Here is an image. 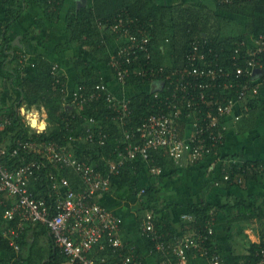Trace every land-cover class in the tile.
<instances>
[{"label":"built area","instance_id":"1","mask_svg":"<svg viewBox=\"0 0 264 264\" xmlns=\"http://www.w3.org/2000/svg\"><path fill=\"white\" fill-rule=\"evenodd\" d=\"M105 28L121 42L109 63L115 77L125 86L135 76L150 86L153 101L149 113L132 125L135 111L131 99L119 100L112 93L105 95L113 114L109 119L121 128L122 135L116 139L117 159L100 169L90 157H79L72 148L83 137L90 144H107L111 133L97 127L93 117H85L88 123L81 134L71 122L76 120V115L70 114L66 121L71 132L64 142L32 138L16 141L11 149L2 141L13 121L0 110V206L5 207V221H17L16 226H8L0 233V240L7 239L17 254L28 226H44L54 246L70 264H96L91 252L104 242L115 251L122 249L119 236L122 220L99 201L100 196L111 192L112 177L119 175L127 164L139 162L156 173L160 170L153 157L156 151H162L176 164L188 160L192 166L197 165L224 143L222 122L226 118L238 119L240 110L248 109L250 96H256L264 88L263 34L253 43L240 41L234 50L232 70L213 67V62L202 52L207 40H193L186 65L180 70L154 63L152 37L132 18H117ZM84 90L74 94V104L80 106L95 99L105 87L99 83L92 93L86 94ZM48 166L55 168L47 172L48 196L37 197L31 189L32 183ZM66 170L73 171L79 181L72 182L66 177L63 174ZM210 215L214 217L215 213L211 211ZM183 218L195 220L192 215ZM212 220H207L204 229L188 230L174 244L165 245L166 242H160L163 237L156 231L153 215L149 214L144 233L156 244V249L176 254L180 262L187 261L188 253L195 250L206 256L209 264H223L221 254L212 252L208 245L215 232ZM256 244L255 260L248 264H264V228ZM164 261L163 264H174L170 259ZM123 264L141 263L130 254L123 257Z\"/></svg>","mask_w":264,"mask_h":264},{"label":"crops","instance_id":"2","mask_svg":"<svg viewBox=\"0 0 264 264\" xmlns=\"http://www.w3.org/2000/svg\"><path fill=\"white\" fill-rule=\"evenodd\" d=\"M154 1L159 5L170 6L206 2L210 10L213 8L211 0ZM85 6L93 8V0H66L59 14V19L54 18L53 20H48L43 8L38 6L34 0H31L24 16L13 24L9 33L14 49L20 54L19 60H17L13 66H19V68L25 70V73L33 80L36 70L34 68L36 61L39 58L49 61L53 65L51 72L53 85L63 93L62 96L64 100L62 105L64 108L68 109V112L72 114L75 113L77 118L80 117V113L84 111L85 107H88L89 104L100 99L104 101L105 109L109 110V103L105 96L108 93H112L117 99L122 100L132 99L143 93V91L150 92L149 85H140L139 87L123 85L115 77V73L108 62L98 61L93 54L87 50V47L84 48L77 43L73 45V43H75L74 41L72 42L73 34L66 29L67 15L73 9L79 10ZM6 15L7 13L5 10H3V12L0 10L1 19H4ZM117 16L118 18L123 17L122 15ZM232 18L234 22L230 24V26L238 27L233 35L247 31V24L250 23L251 20H248L245 16L234 13L232 14ZM37 21H42L43 25L41 23L42 26L38 27ZM98 24V27L101 29L100 31L103 32V37L107 39L110 45L111 55L121 42L111 34L108 28L101 26L100 22H98ZM254 39L255 38L252 36H249V38L242 40L253 43ZM69 44H72V46L68 47ZM152 54L154 59L153 50ZM157 59L161 62L159 66H165L168 64L167 60H171L167 52ZM76 60L87 61L97 68L103 77V81L100 83L104 84L105 87V91H103L101 95L80 106L73 103V96L78 92L76 85L84 81V75L78 71L74 65V61ZM12 88V83L0 72V110L5 109L6 111L13 105L14 95ZM94 89L95 87L91 89L87 88L84 91H86V94H89L92 93ZM260 91L263 109L257 116L255 127L242 131V127H248L242 122L245 110L243 112L240 110L238 119L226 118L222 122L225 135L224 143L218 148L216 153L210 156V158L192 166L189 164L188 160H183L181 164H176L165 153L160 152L165 161L162 166L157 164L154 159L156 165L160 168L156 173H152L150 168L147 167V164L144 165L141 163L144 170L139 172L138 176L135 178L138 189H141L138 195H134L129 189L119 191L115 189L99 197V201L102 205L109 208L122 220L119 236L123 242V248L119 251H115L113 248H110L106 242L97 245L91 252L92 257L95 258L97 262L96 264H123V257L126 255L129 256L130 254L135 255L141 264L165 263L163 259L158 260L156 255L158 253L171 252H168V250L164 252L163 250L156 249L155 243L154 248L149 249V243L146 239H150L151 241L152 239L147 233H144V226L146 224L147 215L149 214L153 215V223L156 228L154 213L147 210V204L144 203L146 199L144 196L145 191L143 192V190L151 187L156 191L154 205L163 210L159 214V219L162 218L173 228L170 233L165 235L169 236L172 234L178 237L169 241L161 238L160 242H166L165 245H168L167 242H169L171 245L183 235L182 222L187 221L183 216L192 215L188 212L189 206L198 204L212 205L213 208L210 209V212L213 211L218 217L215 230L224 264L247 263L250 243H257L259 241L263 227L259 226V219H253L235 224L234 229H229L228 211L225 207L227 205H235V207H237L236 204H238V201L254 200L258 205H262L264 208V178L247 181L245 174L241 173V175L237 174L235 180H233L229 172L236 163L240 166H244L243 164L246 161L264 160V88L262 87ZM35 109L39 110L40 113H46L47 121H44L43 127L33 125L34 123L29 122L31 116L30 111L33 110V113L37 114L34 111ZM21 114L24 121L29 124L35 133L48 131L50 126L53 129L56 125L58 126L61 121L52 123L48 107H46L44 102L33 105L32 107L27 106L22 110ZM96 115L87 114L82 117V122H79L77 118L71 122L75 123L76 131L83 133L88 123L85 117H93L95 121H97V127L101 126L103 130L111 133V137L109 136L107 144L104 146L99 145L98 142H96V144H90L85 141L82 136L83 138L78 139V141L72 145V148L76 154L77 147L81 145L91 147L93 154H91L88 159L97 164L100 169H105V166L117 159L116 139L121 137L122 131L118 125L114 124L109 119V117L113 115L112 111L109 115L104 117L105 119L98 118V115ZM27 117L29 118L28 121ZM67 118L68 117H63L64 123ZM66 124H68V121H66ZM111 125L114 127L112 128ZM129 126L131 125L129 124ZM69 131L71 132V130ZM70 132L63 138H67ZM233 156L236 157V163L232 158ZM11 165L13 167V164ZM136 166L139 167V164ZM261 170H264V167L263 169L261 168ZM226 177H228V179ZM75 181H79L78 177ZM38 184L37 181H34L32 186L37 188ZM8 201L10 202V200ZM238 210L239 208H236L234 213L236 214ZM192 216L195 217L194 215ZM7 223V221L0 217V233L6 230ZM29 227L30 226L26 227V229ZM240 228L244 230L243 234H239ZM156 231L158 234L161 233L157 228ZM230 232H233L235 236L233 239L228 237ZM26 241L27 244L22 247L18 254L15 253L14 250L12 253L5 251L2 257L5 260L11 259L9 262L10 264H70L67 258L55 260L54 255L56 254V249L52 243L49 232L44 226L30 228L27 233ZM9 246L12 248L10 243ZM175 264L182 263L178 261Z\"/></svg>","mask_w":264,"mask_h":264},{"label":"trees","instance_id":"3","mask_svg":"<svg viewBox=\"0 0 264 264\" xmlns=\"http://www.w3.org/2000/svg\"><path fill=\"white\" fill-rule=\"evenodd\" d=\"M34 1L38 6L43 8L48 20H53L54 18L59 19V14L63 9L66 0ZM211 1L213 8L210 10L208 3L206 2L170 6L159 5L154 0H93V8L85 6L79 10L73 9L68 13L66 29L73 34L72 42H75L73 45H76L77 43L84 48L87 47V50L91 52L98 61L110 63L112 61L110 45L107 39L103 37V32L100 31L101 29L98 27V22H100L101 26H108L114 23L118 18L117 15H122L123 17L130 16L137 25L142 27L152 37V50L154 53V61L157 65H161L159 64L161 62L158 61L157 58L163 56L164 47L168 46L170 48L168 55H170L171 60L170 63L165 65V67L168 69L181 70L186 65V58L191 48V42L193 40H207L208 43L202 50V52L206 54L207 60L213 62V67L218 65L224 67L226 70H232L234 66V61L232 60L234 50L239 45L240 41L249 38V36L257 39L260 35H264V0H233L231 3L219 0ZM30 3L31 0H17V2L15 1L12 7H10L5 18H0V72H2V75L12 83L14 95L13 105L6 111L5 109L1 110L13 121V124L7 127L4 132V140L2 143L6 144V141L8 142V139L11 138V145H9V147L7 146L8 148L11 147V149L15 146L16 141L30 140L32 138L42 141L56 140L64 142L63 137L70 132L66 121L65 123L63 121V117H69L72 113L68 112V109L63 107V93L53 85V77L51 73L53 65L46 59L39 58L34 66L36 70L33 80L29 78L25 73V70H22L19 66H13L14 63L19 60L18 58L20 54L14 49V45L10 39V28L18 19L24 16ZM233 13L245 16L248 20H251V22L247 24V31L233 36H229L227 33L226 35L224 33L218 34V31L222 32L221 26L223 27L224 24H232L234 22V19L232 18ZM41 23L42 21H37V26H42L43 23L42 25ZM71 46L72 44L68 45V47ZM74 65L76 69L84 75V81L76 85V89L79 92L83 88H94L98 83L103 81L100 71L89 62L76 60L74 61ZM128 84L129 86L139 87L140 85H145V82L135 76L129 80ZM148 92L149 91H143V93L131 99V106L135 111V115L131 118L132 120L130 121V124L136 125V123L140 122L143 116H146L149 113V105L151 104V101H153V98H151V95ZM41 102H44L46 107H48L52 123L61 121L59 125H56L53 129L50 128L48 131L35 133L29 124L24 121L21 113L27 106L32 107ZM104 106V101L102 99L89 104V106L85 107L84 111L80 113V117L77 118L78 121L82 122V117L87 114H97L98 118L105 119L104 117L109 115L111 110L105 109ZM247 108L248 110L244 111L242 122L248 127H242V131L255 127L257 116L263 109L261 91L256 96L253 94L250 96ZM111 126L112 128L114 127L113 125ZM85 147L87 146L81 145L77 147L76 155L79 157H89L91 152L88 147V149H85ZM160 152H153V157L157 164L163 166L165 160ZM232 158L236 162V157L233 156ZM141 163L143 162L138 163L139 167L127 164L122 168L119 175L112 177L111 191L115 189L117 191L129 189L134 195H138L139 190L141 189H138L135 178L138 176L139 172L144 170ZM243 165L244 166H240L236 163L232 166L229 172L231 173L233 180H235L237 174L241 175V173L245 174L247 181L264 178V170H261V168L263 169L264 167V160L246 161ZM248 168H250V170ZM50 169L55 170V168L48 166L47 169H42V171L39 172V177L37 179L39 184L37 188L31 186V189L37 197L48 196L50 187L47 180V172ZM63 174L72 182H75V179L77 178L75 173L71 170H66ZM144 191L146 199H144V203L147 204V210L154 213L156 228L161 232L159 233L162 235L163 239L169 241L173 238H178L172 234L169 236L165 235L170 233L173 228L162 218L159 219V214L163 210L154 205L156 195L155 189L151 187L146 188ZM48 200L50 201V199ZM236 206L237 207H235V205H227L225 207L228 211L229 229H234L235 224L253 219H259L261 226L264 228V208L262 205H258L256 201L251 200L238 201ZM212 208V205L206 204L189 206L188 212L195 216V220L183 221L182 231L186 232L192 229L202 230L204 229L207 220L210 221L213 219V223L216 224L218 217L216 215H214V217L210 215V209ZM236 208H239V210L235 214L234 210ZM4 211L5 207L0 206V217H3ZM16 224L17 221L7 223V227L8 225L16 226ZM30 227L26 229L21 236L20 244L22 247L27 244L26 238ZM239 231V234L244 233L242 228H240ZM228 237L233 239L235 236L233 235V232H230ZM146 240L149 243V249L154 248V242L150 239ZM208 245L212 252L215 250L221 254L217 242L216 230L211 235V240ZM55 249V260H60L61 258L63 260L66 258L56 247ZM257 249L258 244L250 243L246 264L255 260ZM5 251L12 253L13 248L9 246L8 240L1 238L0 264H10L9 262L11 259L5 260L2 257L3 252ZM156 256L158 257V260L170 259L174 264L179 261V258L174 253H158ZM180 263L209 264V260L206 256H202L200 252L191 250L188 253V260Z\"/></svg>","mask_w":264,"mask_h":264},{"label":"rangeland","instance_id":"4","mask_svg":"<svg viewBox=\"0 0 264 264\" xmlns=\"http://www.w3.org/2000/svg\"><path fill=\"white\" fill-rule=\"evenodd\" d=\"M17 2V0H0V10L3 12V10L6 11V13L8 14L9 10H10V7H12V5L14 4V2ZM238 25V24H236ZM239 26V25H238ZM221 29H222V32L218 31V34H221V33H224L226 35V33L230 36V35H233L235 34L236 30L238 29V27H231L230 24H224L223 27L221 26ZM227 29V31H226ZM229 32V33H228ZM156 44V43H155ZM164 53L166 54V52L168 53L170 51L169 48L167 47H164ZM168 63H170L169 60H167ZM1 101V99H0ZM37 114L33 113V110L30 111V120L29 118L27 117V121L29 120L30 123H34L35 121L37 122L38 121V125L41 124V123H44V121L46 120L47 121V117H46V113H40L39 110L35 109L34 110ZM34 125V124H33ZM51 128V126H50ZM11 138L8 139V142L6 141V146L9 147V145H11ZM91 152V154L93 153V150H91L92 148L87 146ZM87 147H85V149H88ZM3 218V217H2ZM259 226H261V224L259 223ZM30 228H37V227H33L31 226Z\"/></svg>","mask_w":264,"mask_h":264},{"label":"bare ground","instance_id":"5","mask_svg":"<svg viewBox=\"0 0 264 264\" xmlns=\"http://www.w3.org/2000/svg\"><path fill=\"white\" fill-rule=\"evenodd\" d=\"M34 125H38V121H37V122L35 121V122H34ZM39 126H42V127H43L44 124H43V123H42V124H39Z\"/></svg>","mask_w":264,"mask_h":264},{"label":"water","instance_id":"6","mask_svg":"<svg viewBox=\"0 0 264 264\" xmlns=\"http://www.w3.org/2000/svg\"><path fill=\"white\" fill-rule=\"evenodd\" d=\"M258 73H263L262 71H258Z\"/></svg>","mask_w":264,"mask_h":264}]
</instances>
